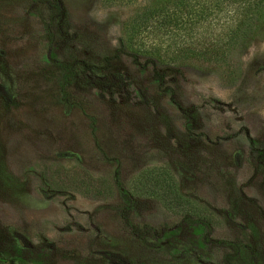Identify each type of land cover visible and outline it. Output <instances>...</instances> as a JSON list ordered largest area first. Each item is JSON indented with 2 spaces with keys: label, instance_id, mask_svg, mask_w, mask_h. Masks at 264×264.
<instances>
[{
  "label": "rangeland",
  "instance_id": "374dc122",
  "mask_svg": "<svg viewBox=\"0 0 264 264\" xmlns=\"http://www.w3.org/2000/svg\"><path fill=\"white\" fill-rule=\"evenodd\" d=\"M147 3L0 0V264H264V26L172 60Z\"/></svg>",
  "mask_w": 264,
  "mask_h": 264
},
{
  "label": "trees",
  "instance_id": "16d2710c",
  "mask_svg": "<svg viewBox=\"0 0 264 264\" xmlns=\"http://www.w3.org/2000/svg\"><path fill=\"white\" fill-rule=\"evenodd\" d=\"M262 26L264 0H148L147 5L124 24L122 37L127 48L133 44V38H138L137 43L143 45L141 32L149 28L150 33H158L157 36L170 34V41L165 45L168 49H161L162 43L151 47L163 56L231 66L234 52L259 35ZM179 29H183V33L178 36ZM176 39L181 47L173 49L171 46ZM58 64L68 66L65 62ZM123 192L131 200V195ZM150 230L148 225H143L141 230L131 227L137 237Z\"/></svg>",
  "mask_w": 264,
  "mask_h": 264
}]
</instances>
